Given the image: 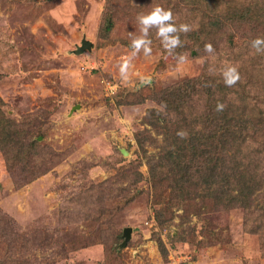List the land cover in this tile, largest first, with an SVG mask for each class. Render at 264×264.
Masks as SVG:
<instances>
[{
	"label": "rangeland",
	"instance_id": "rangeland-1",
	"mask_svg": "<svg viewBox=\"0 0 264 264\" xmlns=\"http://www.w3.org/2000/svg\"><path fill=\"white\" fill-rule=\"evenodd\" d=\"M107 2L0 0V124L9 119L26 145L37 140L45 168L26 183L8 171L0 148V260L14 251L19 264H264V185L247 196L236 192L246 206L228 211L213 198L192 200L189 191L152 190L148 164L166 152L167 141L145 122L148 110H163L160 92L201 74L206 60L217 70H239L236 60L264 37L263 28L254 20L227 25L207 42L214 55L198 53L192 31L181 34L176 52L188 55L182 64L153 29L151 56L136 57L138 75L125 82L117 63L131 51L139 13L131 17L135 11L122 4L117 14ZM229 8L227 0L218 15ZM181 13L177 25H191L192 13ZM112 14L117 26L106 32ZM84 38L92 50L76 54ZM249 72L242 71L244 87L251 82L246 74L261 76ZM251 94L259 97L251 110L258 112L264 85ZM257 173L264 176V161ZM121 191L133 201L125 203ZM125 228H132L131 239L121 247ZM21 241L33 252L21 251Z\"/></svg>",
	"mask_w": 264,
	"mask_h": 264
},
{
	"label": "trees",
	"instance_id": "trees-1",
	"mask_svg": "<svg viewBox=\"0 0 264 264\" xmlns=\"http://www.w3.org/2000/svg\"><path fill=\"white\" fill-rule=\"evenodd\" d=\"M135 1L137 5L134 4ZM226 1L108 0L107 5L119 14L123 9L122 4H127V7L135 11L130 14L131 17L150 11L154 5L167 6V9L173 12L174 20L182 11H189L192 13V42L198 53H203L204 45L211 36H215L212 34H217L219 30L235 22H259V26L263 28L260 33L264 34V6L261 7L260 0H230L227 14L224 17L219 16L218 12L223 9ZM114 14L108 17V23L106 21L104 25L106 32L114 30L117 26L119 18L114 17ZM228 41L233 48L239 46L234 42V38H229ZM236 63L240 64L241 79L234 87L224 85L218 76L219 70L210 74L208 69L213 63L206 60L201 74L160 92L159 105H165L162 111L148 110L145 122L157 127L167 141L166 152L161 154L158 161L151 159L148 164L152 190L158 189L159 192L163 188H174L189 191L185 195L192 194V200L213 198L216 207L221 205L222 209L228 211L246 206L245 201L234 195L236 192L247 196L253 193L252 190L263 187L264 176L257 173V170L264 161V106L261 107L259 103V111H251L256 109L253 101L259 98L251 93L259 82L264 85V55L255 54V50L248 44L245 53ZM246 69L250 72L254 70L255 76L261 75L259 81H256L250 72V75L246 74L245 78L251 80L248 87L242 86V71ZM255 93L262 92L256 89ZM217 103L225 105L223 111H216ZM187 104L190 109H187ZM13 128L9 119L0 124V148L4 152L8 171L13 174L16 171L23 181L29 183L45 169L40 158L42 152L38 149L37 140L26 145L22 136ZM181 130L187 132L186 138L177 136V132ZM138 138L141 143L146 137L144 133H139ZM255 156L256 160L253 159ZM250 158L253 161H250ZM140 179H143L141 172L137 173V182H141ZM16 180L21 182L14 178L15 182ZM123 193L126 192H119L122 195ZM125 199V203L133 201V197L127 193ZM211 206L215 207L213 204ZM256 225L257 230L262 229L261 225ZM121 236L119 234L117 241H120ZM21 243V251L33 252L32 244L26 241ZM19 262L20 259L14 256V251L12 256L8 254L0 260V264Z\"/></svg>",
	"mask_w": 264,
	"mask_h": 264
},
{
	"label": "clouds",
	"instance_id": "clouds-1",
	"mask_svg": "<svg viewBox=\"0 0 264 264\" xmlns=\"http://www.w3.org/2000/svg\"><path fill=\"white\" fill-rule=\"evenodd\" d=\"M137 33H129L130 49L129 54L120 58L117 63V68L121 80L127 82L133 75H138L132 71V61L141 53L145 57L152 54V39L150 34L155 30L156 37L160 40L163 49L169 56H173L178 63H185L188 55L177 53L176 49L182 47L181 34L187 35L193 30V26L187 23H177L174 20V15L171 10L165 9L160 5H154L150 11L139 13L136 17ZM250 47L255 50V54L264 55V37H257L250 42ZM204 51L209 55L215 54V49L211 43L204 45ZM210 74H215L217 69L210 66L208 69ZM219 74L222 77L226 87H234L241 79L238 68L235 65L225 64L219 69ZM143 79V78H141ZM165 107V105H162ZM225 105L217 103L216 111H223ZM180 138H186L187 132L181 130L177 132Z\"/></svg>",
	"mask_w": 264,
	"mask_h": 264
},
{
	"label": "water",
	"instance_id": "water-1",
	"mask_svg": "<svg viewBox=\"0 0 264 264\" xmlns=\"http://www.w3.org/2000/svg\"><path fill=\"white\" fill-rule=\"evenodd\" d=\"M86 50H92V42H89L86 38H84L82 40V45L78 46L77 50H76V54H81L83 52H85ZM125 155L127 154L126 151H122ZM131 233H132V228H125L124 232H123V236H124V242L122 243L121 247H125L128 242L131 239Z\"/></svg>",
	"mask_w": 264,
	"mask_h": 264
}]
</instances>
